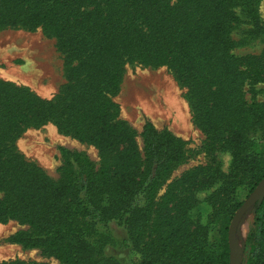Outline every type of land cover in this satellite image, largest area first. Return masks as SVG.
Segmentation results:
<instances>
[{
  "label": "trees",
  "instance_id": "1",
  "mask_svg": "<svg viewBox=\"0 0 264 264\" xmlns=\"http://www.w3.org/2000/svg\"><path fill=\"white\" fill-rule=\"evenodd\" d=\"M262 2L0 0V30H40L53 39L64 77L51 99L0 81V224L26 227L7 242L61 264H231L228 228L242 205L236 192L249 195L264 178V101L255 100L264 51L235 56L243 40L234 33L247 24L250 36L264 37ZM130 64L166 67L187 89L206 165L170 181L187 158L186 143L150 122L137 135L119 119L112 98ZM46 124L94 147L98 167L59 148L53 180L28 161L16 141ZM221 154L229 156L226 172ZM207 190L203 224L192 213ZM254 211L244 264H264V200Z\"/></svg>",
  "mask_w": 264,
  "mask_h": 264
},
{
  "label": "rangeland",
  "instance_id": "2",
  "mask_svg": "<svg viewBox=\"0 0 264 264\" xmlns=\"http://www.w3.org/2000/svg\"><path fill=\"white\" fill-rule=\"evenodd\" d=\"M258 12L260 23L264 26V2L258 6ZM250 30L251 26L246 24L239 26L235 31L234 38L243 40L233 51L235 56H258L264 51V37L250 36ZM0 81L28 88L41 99L53 98L64 84L62 56L56 49L55 41L46 37L40 30H0ZM261 89H264L263 84L255 86V100L263 102ZM250 98L251 95L247 93L246 99ZM112 100L119 108V119L126 122L137 135L142 126L150 122L157 130L167 129L186 143L187 158L174 169L170 181L196 166H204L209 162L203 151L205 137L192 121L187 89L179 85L174 74L166 67L127 65L118 93ZM137 140L141 144L140 137H137ZM16 148L53 180H58L57 168L61 164L59 148L85 155L95 167L99 164L98 153L94 147L60 133L52 124L25 130L16 141ZM220 160L222 170L226 172L229 156L221 154ZM211 192L212 190H207L198 193L201 204L192 213L194 216L199 215L203 224L209 213V208L203 201ZM249 195L244 189H238L236 200L243 203ZM254 217L253 208L237 227L235 244L242 256V264L247 257L245 241ZM24 229L25 226L15 221L0 224V263L20 261L27 264H61L40 249H24L20 245L7 242L11 235ZM210 238L213 241L218 238L217 228L214 226ZM133 259L138 260L137 255H133Z\"/></svg>",
  "mask_w": 264,
  "mask_h": 264
},
{
  "label": "water",
  "instance_id": "3",
  "mask_svg": "<svg viewBox=\"0 0 264 264\" xmlns=\"http://www.w3.org/2000/svg\"><path fill=\"white\" fill-rule=\"evenodd\" d=\"M264 200V178L252 191L248 198L242 203L235 215L233 216L230 226L228 228V248L231 264H242V256L238 252L235 244V238L237 233V227L242 218L249 212L254 206H259Z\"/></svg>",
  "mask_w": 264,
  "mask_h": 264
}]
</instances>
